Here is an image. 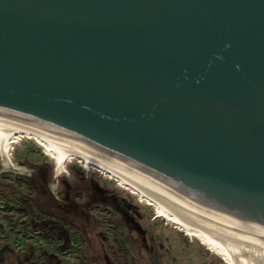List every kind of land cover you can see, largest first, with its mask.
Returning a JSON list of instances; mask_svg holds the SVG:
<instances>
[{"label": "water", "instance_id": "1", "mask_svg": "<svg viewBox=\"0 0 264 264\" xmlns=\"http://www.w3.org/2000/svg\"><path fill=\"white\" fill-rule=\"evenodd\" d=\"M0 120L264 236V0H0Z\"/></svg>", "mask_w": 264, "mask_h": 264}, {"label": "rangeland", "instance_id": "2", "mask_svg": "<svg viewBox=\"0 0 264 264\" xmlns=\"http://www.w3.org/2000/svg\"><path fill=\"white\" fill-rule=\"evenodd\" d=\"M10 158L23 171L4 170L0 161V256L5 248L11 252L0 264H45V255H54L59 264H226L172 223L155 218L153 206L134 192L78 159L67 161V173L55 178L52 159L30 137L13 145ZM39 168L47 170L54 193L68 191L79 213L93 217L94 224L82 229L81 216L64 214L72 220L64 223L68 243L34 226L56 209L41 186L35 190L30 184L34 179L39 185L37 175L28 177ZM113 234L121 236L119 244ZM91 241L94 248L116 244L121 250H92Z\"/></svg>", "mask_w": 264, "mask_h": 264}, {"label": "bare ground", "instance_id": "3", "mask_svg": "<svg viewBox=\"0 0 264 264\" xmlns=\"http://www.w3.org/2000/svg\"><path fill=\"white\" fill-rule=\"evenodd\" d=\"M22 137L33 138L52 159L55 178L67 173V161L78 159L84 166L99 170L134 192L140 200L153 206L155 218L172 223L186 237L198 240L206 250L219 256L226 264H264V236L200 216L190 207L106 158L51 131L0 120V161L4 170L23 171L10 158L13 145Z\"/></svg>", "mask_w": 264, "mask_h": 264}, {"label": "flooded vegetation", "instance_id": "4", "mask_svg": "<svg viewBox=\"0 0 264 264\" xmlns=\"http://www.w3.org/2000/svg\"><path fill=\"white\" fill-rule=\"evenodd\" d=\"M32 173L34 174H29L28 177L31 176H38V183L37 184L36 180L32 179V181H30L31 186L37 190L38 186L42 187V190L44 192V194H48L49 197L52 200L53 205L55 206L56 209L52 210L53 212L49 211L50 217L48 218H44L45 220H42L40 223H44V222H50L53 226L59 227L60 229H63L66 233L67 230L65 229V225L64 223H69L70 221H72L69 217H67L64 214H69V215H76V216H81V218L83 219V221H81V223H79L80 228H85L88 225L94 224L93 222V217L89 216V215H81L78 211V206L72 201L71 197L69 196L68 191L64 192L63 194L60 191H56L55 193L51 190L50 184L48 183V179H47V170L45 169H41L39 168L38 170H32ZM56 183H58L57 181H55ZM103 211H100V213ZM108 213V212H106ZM80 214V215H79ZM66 216V217H63ZM85 216V217H84ZM76 218L73 219V221ZM75 222V221H74ZM40 223H38L40 225ZM77 223V222H75ZM37 224H34V226ZM36 229H44L42 227H35ZM46 230V229H45ZM89 236V235H88ZM91 237V236H90ZM63 240V239H62ZM93 240V237H92ZM112 240L114 241V243L119 244L121 242V236H116L115 234H113L112 236ZM64 243H68L65 240H63ZM89 244V247L92 250H97V249H101V250H121V248L119 246L115 247L116 244H109L108 247H104L103 245H97L98 247H95V244L92 243V241ZM105 258H103L104 261L107 260V257L104 255Z\"/></svg>", "mask_w": 264, "mask_h": 264}, {"label": "trees", "instance_id": "5", "mask_svg": "<svg viewBox=\"0 0 264 264\" xmlns=\"http://www.w3.org/2000/svg\"><path fill=\"white\" fill-rule=\"evenodd\" d=\"M42 227L44 229H47L49 232H56V234L63 240H65L66 242L69 241V237H68V234L63 230V229H60L59 227H56V226H53L50 222H42L37 225H35V227ZM5 248V251H4V254L3 256H0V262L5 259L7 256H9V252L10 250H7ZM11 253V252H10ZM46 261H45V264H59V261L58 259L54 256V255H45L44 256Z\"/></svg>", "mask_w": 264, "mask_h": 264}]
</instances>
